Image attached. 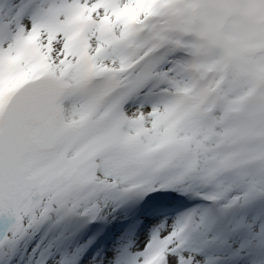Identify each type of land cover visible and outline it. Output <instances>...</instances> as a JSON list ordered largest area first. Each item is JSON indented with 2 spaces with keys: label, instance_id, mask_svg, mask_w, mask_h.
Segmentation results:
<instances>
[{
  "label": "snow or ice",
  "instance_id": "obj_1",
  "mask_svg": "<svg viewBox=\"0 0 264 264\" xmlns=\"http://www.w3.org/2000/svg\"><path fill=\"white\" fill-rule=\"evenodd\" d=\"M0 264H264V0H0Z\"/></svg>",
  "mask_w": 264,
  "mask_h": 264
}]
</instances>
